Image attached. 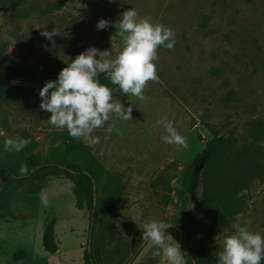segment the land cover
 Listing matches in <instances>:
<instances>
[{"label": "rangeland", "instance_id": "374dc122", "mask_svg": "<svg viewBox=\"0 0 264 264\" xmlns=\"http://www.w3.org/2000/svg\"><path fill=\"white\" fill-rule=\"evenodd\" d=\"M130 8L137 10L138 19L171 28L175 44L157 48V79L146 83L144 99L122 93L119 86L111 88L117 103L132 107L131 117L110 113L109 120L91 133L97 142L80 139L126 184L110 217L123 231L122 241H140L144 223L175 222L192 210L189 199L179 194L182 174L215 133H233L246 143L251 123L264 125V0L9 3L0 8V83L26 84L39 91L89 47L109 51L102 60L114 59L124 46L119 20ZM102 18L109 25L97 29ZM53 28L57 33L52 40L41 35ZM7 64L36 77L23 82L2 69ZM49 116L36 104L0 96V146L7 138L30 137L33 152L47 156L52 147L61 146L67 132L51 125ZM158 120L171 121L186 146L164 143L166 132ZM257 145L264 148V141ZM72 187L70 180L51 177L42 190L19 194L14 207L25 220H0L1 264H84L89 212L77 208ZM53 220L59 249L50 254L43 248L42 235ZM238 223L264 234V180L251 184L245 208L234 218L214 227L196 224L197 236L190 241L195 257L202 264H216L224 238L235 233ZM164 235L166 243L174 242ZM185 235L191 238L190 232ZM157 247L147 241L131 264H168L166 257L154 255ZM20 249L27 256L15 261L13 254Z\"/></svg>", "mask_w": 264, "mask_h": 264}, {"label": "trees", "instance_id": "16d2710c", "mask_svg": "<svg viewBox=\"0 0 264 264\" xmlns=\"http://www.w3.org/2000/svg\"><path fill=\"white\" fill-rule=\"evenodd\" d=\"M27 1L0 0V8ZM2 69L27 83L36 77L35 73L11 64ZM98 79L110 89L118 86L111 84L104 73ZM0 96L37 106L41 101L36 87L18 83H0ZM248 138L249 142L240 143L233 133H215L183 172L179 194L187 197L193 207L183 218L167 222L171 226L165 234L180 244L185 264H202L190 246L191 239L197 236L196 224L214 227L234 218L244 210L251 184L264 180V148L257 145V141H264V125L252 122ZM26 139L29 143L19 152L5 151L0 146V220H25L14 207L21 192L36 193L51 177L70 180L77 208L89 212L84 264H131L147 241H122L123 231L112 223L111 217L126 191L121 177L106 170L90 147L68 132L62 135L61 146L52 147L44 157L34 153L33 141ZM22 166L27 168L26 173H21ZM240 192L243 194L238 195ZM55 224L54 220L46 223L42 235L43 248L50 254L59 249ZM185 232H190L191 238ZM26 256V251L20 249L13 259L24 260Z\"/></svg>", "mask_w": 264, "mask_h": 264}, {"label": "clouds", "instance_id": "9594fccd", "mask_svg": "<svg viewBox=\"0 0 264 264\" xmlns=\"http://www.w3.org/2000/svg\"><path fill=\"white\" fill-rule=\"evenodd\" d=\"M108 25L109 21L102 18L96 27L104 29ZM119 26L122 30L120 34L124 35V46L119 55L114 59L102 60L101 57L110 56V52L89 47L62 68L56 79L46 81L39 90V108L50 113L48 122L54 127L66 128L71 137L95 143L98 138L91 137V133L109 120L110 113L122 119L131 117L132 107L126 108L113 99L112 89L98 79L100 73H104L111 84L118 85L122 93L144 99L146 83L157 79L153 62L157 59V48L171 49L175 44L171 28L153 24L148 19H138L135 8L122 13ZM56 33L57 29L53 28L42 31L41 35L52 40ZM156 123L165 129L166 135L161 137L164 143L186 146L185 138L171 121L158 120ZM28 143L26 138H7L3 148L5 151L19 152ZM20 171L26 173L27 168L22 166ZM41 202L46 204V198L42 196ZM170 226L165 221L144 223L141 238L154 242L158 246L154 255L166 257L168 264H184L185 253L180 244L174 239L172 243L165 242L164 234ZM234 227L235 233L223 240L216 264H261L264 261V234L252 232L239 223Z\"/></svg>", "mask_w": 264, "mask_h": 264}]
</instances>
